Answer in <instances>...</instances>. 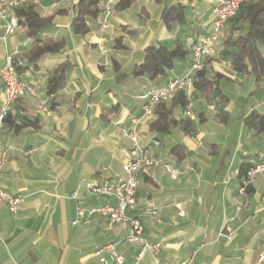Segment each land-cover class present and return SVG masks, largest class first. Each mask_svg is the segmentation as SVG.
<instances>
[{
	"label": "crops",
	"instance_id": "1",
	"mask_svg": "<svg viewBox=\"0 0 264 264\" xmlns=\"http://www.w3.org/2000/svg\"><path fill=\"white\" fill-rule=\"evenodd\" d=\"M79 1L40 0L34 5L42 17L54 16L52 28L41 36L67 42L60 54L38 65L27 61L33 40L25 28L7 36L9 19L0 16V69L6 56L16 52L19 76L32 89L12 105L10 114L36 122L16 132L10 127L0 131V139L11 148L0 189L24 197L17 214L0 199V264H99L94 253L106 245H114L124 264H156L151 252L126 241L128 225L102 217L72 225L74 192L79 190V201L87 208L111 202L90 194L86 184L124 176L131 143L123 131L134 127V118H140L137 129L146 149L180 171L177 180L163 166L139 174L137 207L128 212L129 218L141 222L144 238L162 244L159 264H264V173L241 191L243 170L264 152V133L258 135L241 122L255 112L264 114V79L248 92L250 75L236 73L220 58L217 46L206 58L205 69L210 77L224 76L223 100L217 97L208 103L205 95L193 90L187 94V109L175 111L181 124L165 138L150 128L156 116L150 121L142 118V96L166 89L169 80L189 70L191 48L209 33L216 0H134L124 11L116 9L121 0H100L101 13L88 19L86 35L75 34L71 27ZM174 4L185 6V21L168 28L162 13ZM228 31L227 24L224 35ZM177 41L184 42L190 54L167 77L154 82L131 75L148 46L173 49ZM62 64L69 66L66 85L49 96L48 81ZM243 95L247 101L261 98L251 108L244 101L242 110H236L233 98ZM41 106L51 114L41 112ZM218 134L225 138L220 140ZM154 139L161 146L154 147ZM175 146L180 151L173 154Z\"/></svg>",
	"mask_w": 264,
	"mask_h": 264
},
{
	"label": "trees",
	"instance_id": "2",
	"mask_svg": "<svg viewBox=\"0 0 264 264\" xmlns=\"http://www.w3.org/2000/svg\"><path fill=\"white\" fill-rule=\"evenodd\" d=\"M160 1L165 2V0ZM133 3L134 0H121L116 9L124 11L130 8ZM100 13V0H80L71 23L74 33L79 35L88 34L90 32L88 19L97 18ZM16 15L21 27L25 28L27 36L33 40L31 48L26 53L29 63L38 65L44 58L58 55L66 48L65 38L41 36L44 31L52 28L54 16L42 17L32 4H26L18 8ZM162 20L168 28L174 23H183L185 21V6L182 4L166 6L162 13ZM227 24L229 25L228 34L224 35L223 31V36L218 44V47L221 46L220 58L227 60L236 73L249 74L254 76L257 81L263 80L264 0L244 1L237 15L231 18ZM189 54L190 51L182 41H177L173 49H168L162 44L148 46L145 49L143 62L133 69L131 75L147 77L155 82L160 78L167 77L168 73L175 68L176 63L186 59ZM68 67L67 64H62L50 77L47 86L49 96L56 95L64 89ZM124 77L121 75V78ZM223 79L224 76L220 74L210 77L208 70L201 69L195 74L194 90L205 95L208 103H211L217 97L223 100L224 96L220 88ZM188 106L187 93L183 89L178 90L170 102L158 103L155 106L154 116H156V120L151 124V130L160 135H167L173 128L181 124L174 117L176 109H187ZM104 116H106L105 113ZM34 125H36L34 120L25 117L19 120L17 117L13 118L9 113L4 120L3 128L10 127L16 132ZM246 127L258 135L263 134L264 114L256 112L251 114L246 118ZM184 132L191 133L190 123L186 125ZM179 149L180 146H175L172 153L176 154L180 151ZM251 167V165H248L243 170L242 177L246 175Z\"/></svg>",
	"mask_w": 264,
	"mask_h": 264
},
{
	"label": "built area",
	"instance_id": "3",
	"mask_svg": "<svg viewBox=\"0 0 264 264\" xmlns=\"http://www.w3.org/2000/svg\"><path fill=\"white\" fill-rule=\"evenodd\" d=\"M246 0H216L213 8V17L211 29L207 36H204L192 47V62L187 73L177 79L171 80L166 89L151 92L142 96L144 104L142 106V118L152 120L154 117V108L158 103L170 102L178 90L183 89L187 94L194 90V80L197 71L203 68V61L216 52V48L223 36L224 28L227 22L235 17L240 10L241 4ZM40 0H0V16L9 19L6 27V35L12 36L21 25L16 15V10L26 4L38 5ZM107 27V24L104 25ZM101 50L104 49L101 47ZM14 54L6 56L3 66L0 69V79L2 90L0 91V131L4 126V120L10 113L12 105L19 99L24 98L32 92L31 86L26 85L20 78L18 68L14 63ZM40 111L50 115L51 111L45 106L40 107ZM186 115L195 120L191 111H186ZM140 118H134V127L123 131V136L131 143L129 151V161L124 165V176L106 180L103 183L96 181L88 182L86 188L90 194L97 197H105L111 202L87 208L79 201V190L74 192L72 199L76 201V216L73 226L89 224L94 218L102 217L109 220L112 224H125L129 226V234L126 241L131 244H139L143 252L149 251L153 254L156 264H159L158 254L161 250V243H151L144 238V229L138 219H131L128 212L135 210L137 207V191L139 187L138 176L141 173L153 167L163 166L168 175L177 180L180 171L170 164H166L155 158L148 149L143 145L141 135L137 129ZM154 147L161 146L159 140H152ZM8 147L0 139V174L6 167ZM251 168L246 175L241 178V191L245 192L251 186L258 175L264 173V152L254 160ZM0 199L6 202L12 214H17L20 206L24 202L21 195H11L0 189ZM180 214H183L180 212ZM105 253L110 256L113 264H124V259L114 248V245H106L98 248L94 255L99 258V264H110L105 257Z\"/></svg>",
	"mask_w": 264,
	"mask_h": 264
},
{
	"label": "rangeland",
	"instance_id": "4",
	"mask_svg": "<svg viewBox=\"0 0 264 264\" xmlns=\"http://www.w3.org/2000/svg\"><path fill=\"white\" fill-rule=\"evenodd\" d=\"M154 25V28L155 29H157L158 28V25H157V23H154L153 24ZM227 25V24H226ZM19 33H22V31L21 30H19ZM215 54V53H214ZM207 61H206V59L203 61V68L202 69H205L206 67H207V63H206ZM123 75V74H122ZM250 77H251V79H252V84H251V86L249 87H247V89L249 90L248 92H251V87H253L254 85H257V86H259V85H262L263 84V81L261 80V81H257L256 79H255V77L254 76H251L250 75ZM126 78V77H125ZM124 78V79H125ZM220 88H221V86H220ZM221 90H222V88H221ZM255 94V93H254ZM255 96V95H254ZM261 97L260 96H258V98L257 97H255L254 98V100L252 101L251 100V98H250V100H248L247 101V98L245 97V95H243V97H234L233 98V101H234V103H235V109L236 110H242V108L246 105L245 103H244V101L245 102H247V105H250V108H251V106H253V103L255 102V101H257V99H260ZM234 111V112H232V114H231V117H230V121H235V118H236V114L238 113V111ZM226 116H227V114H226ZM153 120V119H152ZM244 121V123L246 124V119H243V120H241V122H243ZM237 122H240V121H236V127H238L240 124L239 123H237ZM236 132V128H233L232 129V133H235ZM218 136V138L220 137V140H222V139H224L225 137H224V135L223 134H218L217 135ZM164 138L166 137V135H164L163 136ZM234 139H236V138H234ZM249 142V141H248ZM248 142H246L245 143V146H246V149H248Z\"/></svg>",
	"mask_w": 264,
	"mask_h": 264
}]
</instances>
